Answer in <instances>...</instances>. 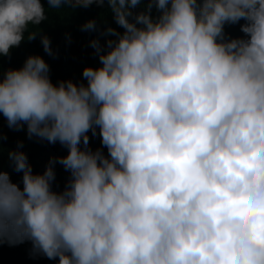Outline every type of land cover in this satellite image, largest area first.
I'll list each match as a JSON object with an SVG mask.
<instances>
[{
	"label": "clouds",
	"instance_id": "clouds-1",
	"mask_svg": "<svg viewBox=\"0 0 264 264\" xmlns=\"http://www.w3.org/2000/svg\"><path fill=\"white\" fill-rule=\"evenodd\" d=\"M69 3L107 4L123 31L90 41L84 82L54 83L41 55L0 64L9 128L68 149L42 173L22 141L8 150L22 186L0 170V244L58 264H264V0H47ZM47 18L42 0H0V57Z\"/></svg>",
	"mask_w": 264,
	"mask_h": 264
},
{
	"label": "trees",
	"instance_id": "trees-1",
	"mask_svg": "<svg viewBox=\"0 0 264 264\" xmlns=\"http://www.w3.org/2000/svg\"><path fill=\"white\" fill-rule=\"evenodd\" d=\"M44 3L46 16L48 17L40 25L34 26L33 30H40L35 39L28 40L27 33L25 39L19 47L11 49L10 55L0 57V64L3 70L9 68L22 67L26 58L30 55H41L50 66V78L54 83L61 80L72 79L77 83L84 82L83 69L85 66L99 65L98 55L90 46L93 38H99L102 45L106 44L108 37L102 33L109 25L116 27L118 31H123L108 10L107 4L90 7H80L73 3L62 6L59 10L48 7L47 0ZM95 19L97 22L96 31H84L82 26L86 21ZM240 23H243L241 21ZM225 32L230 37L242 36L240 24L226 25ZM47 35L51 41L53 53L49 55L45 52L41 43V37ZM89 147L92 150L101 148V138L98 130L96 135L89 133ZM0 137L4 149L0 152V170L10 173L14 182L22 186V173H17L8 158V150L15 149L18 142H23V150L27 153L29 163L33 171L42 173L54 157L67 154L68 149L59 142L50 144L36 137L29 138L27 126L21 130L9 128L7 119L0 114ZM83 146V145H82ZM105 154L107 149H103ZM56 177L53 181V190L62 191L67 184L70 173L65 171L62 165H55ZM0 264H58V258L49 259L43 254L36 253L30 241L9 245L7 242L0 244Z\"/></svg>",
	"mask_w": 264,
	"mask_h": 264
}]
</instances>
